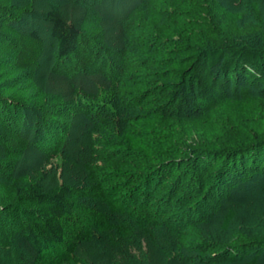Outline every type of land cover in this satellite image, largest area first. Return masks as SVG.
<instances>
[{"label": "rangeland", "instance_id": "obj_1", "mask_svg": "<svg viewBox=\"0 0 264 264\" xmlns=\"http://www.w3.org/2000/svg\"><path fill=\"white\" fill-rule=\"evenodd\" d=\"M13 1L6 6L16 7L15 18L13 13L0 18V100L27 105V127L14 134L0 122V192L4 182L13 179L40 178L45 188L63 182L84 184L83 166L91 153L96 155L92 150H100L104 140L118 141L140 151L144 159L158 156L162 164L179 162L178 172L185 173V182L198 181L201 169L209 170L212 178L225 172L230 181L221 178L227 190L212 201L214 214L196 217L194 226L178 233L164 227L151 233L136 230L127 240L111 230L81 244L74 253L77 264H264V172L239 162L226 164L227 154L212 144L215 135L237 123H244L249 133L264 134V80L254 84L245 75L234 77L231 83L236 91L228 89L223 105L168 121L150 110L151 98H145L146 70L135 63L149 48L155 51L159 46L167 49L166 56L175 55L170 48L186 45L264 50V0ZM53 6L66 20L80 23L83 33L100 48L108 62L104 75L82 71L62 75L53 70L56 42L46 17ZM31 29L39 32L44 50L38 71L28 74L15 65L11 39ZM45 105L56 108L45 119L66 130L63 145L54 153L38 147L45 135L39 107ZM201 198L198 194L190 206ZM91 206L105 212L113 224L128 217L113 215L99 203ZM229 210L234 215L224 227ZM172 211L176 214L177 208ZM202 246L209 252H200ZM32 257L21 234L0 246V264H31Z\"/></svg>", "mask_w": 264, "mask_h": 264}, {"label": "trees", "instance_id": "obj_2", "mask_svg": "<svg viewBox=\"0 0 264 264\" xmlns=\"http://www.w3.org/2000/svg\"><path fill=\"white\" fill-rule=\"evenodd\" d=\"M13 2L0 0L1 19L7 18L9 13L15 18L12 10L16 7L6 6ZM46 17L51 24L50 37L56 42L53 70L62 75L78 71L90 75L106 73L108 62L100 48L83 33L80 23L66 20L56 6L46 12ZM11 41L15 65L28 74L37 72L44 50L39 32L36 29L21 31ZM166 51L163 46L155 51L149 48L142 60L135 63L146 70L143 78L147 84L145 98H151L150 110L168 121L187 119L223 105L228 89L236 91V85L231 83L234 77L245 75L254 84L264 80V50L260 48L186 45L170 48L169 51L175 53L173 56H166ZM160 53L164 57L160 58ZM262 108L264 110V101ZM26 109L24 103L0 100V122L4 129L19 134L27 127ZM39 110L45 120V135L40 137L38 147L54 153L64 143L65 127L45 119L47 114L56 112L54 106L45 105ZM85 138L89 144V137ZM212 144L227 154L226 164L239 162L242 167L264 172V134L249 133L244 123L222 130L213 137ZM101 146L98 151L92 150L96 155L91 153L90 161L83 166L84 184L63 182L45 188L40 178L4 182L0 192L3 200L0 203V246L8 245L13 236L21 234L33 252L31 264H77L74 253L78 247L111 230L120 239L127 240L136 230L151 233L152 229L164 227L178 233L186 226H194L196 217L202 219L214 214L212 201L227 190V184H221L222 177H225L223 181H230L225 172H218L212 178L209 170L201 169L198 181L185 182L186 175L179 174L181 164L177 161L162 164L158 156L144 159L140 151L125 148L118 141L104 140ZM173 175L174 180L166 185ZM198 194L202 198L190 206ZM92 202L103 205L113 215L128 217L113 224L105 212L91 206ZM174 207L176 214L172 211ZM233 215L232 210L225 214L224 227ZM199 251L209 252L204 246L199 247ZM229 259H233L232 254Z\"/></svg>", "mask_w": 264, "mask_h": 264}]
</instances>
